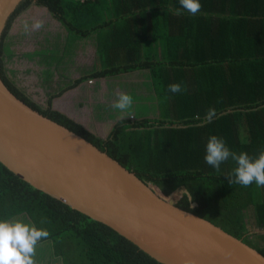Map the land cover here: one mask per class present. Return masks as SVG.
<instances>
[{"label": "trees", "instance_id": "16d2710c", "mask_svg": "<svg viewBox=\"0 0 264 264\" xmlns=\"http://www.w3.org/2000/svg\"><path fill=\"white\" fill-rule=\"evenodd\" d=\"M35 1L68 30L70 39L96 34L100 70L89 77L147 71L154 95L149 99L160 104L162 117L119 120L104 140L51 109L52 99L87 76L50 96L46 109L21 92L6 74L3 55L10 52L6 40L12 21L33 0L19 4L0 39V77L9 91L105 151L164 196L183 189L176 206L264 256V186L230 185L227 177L235 167L231 158L219 172L204 160L210 135L222 138L237 153L255 157L264 149V0H199L201 8L195 15L181 8L179 0ZM140 24L148 28L144 34H151L148 51L143 55L134 47L136 51L127 55L134 60L124 61L121 37L130 31L121 28ZM157 44L163 54L154 60L151 50ZM174 83L183 90L168 91ZM56 108L64 109L58 102ZM210 109L214 114L208 122ZM178 192L168 201H175ZM246 212L254 218L256 233L244 223ZM20 216L48 231L38 244L49 243L52 256L63 264H160L109 227L33 188L0 163V220ZM250 233L255 244L248 240Z\"/></svg>", "mask_w": 264, "mask_h": 264}, {"label": "water", "instance_id": "95a60500", "mask_svg": "<svg viewBox=\"0 0 264 264\" xmlns=\"http://www.w3.org/2000/svg\"><path fill=\"white\" fill-rule=\"evenodd\" d=\"M22 1L0 0V39ZM0 163L160 264H264L255 249L158 197L105 151L19 100L1 77Z\"/></svg>", "mask_w": 264, "mask_h": 264}, {"label": "rangeland", "instance_id": "374dc122", "mask_svg": "<svg viewBox=\"0 0 264 264\" xmlns=\"http://www.w3.org/2000/svg\"><path fill=\"white\" fill-rule=\"evenodd\" d=\"M34 20H42L44 26L39 30H33L29 34H25L23 29L24 22L27 21L31 24ZM13 28H15L16 31H12ZM46 29H48V31L45 34ZM61 30L62 28L57 20H55L53 15L49 13L46 8L32 3L15 17L7 33V37L12 36L13 38L11 40L10 52H6V56L3 55L6 74L21 92L43 109L47 108V99L50 96L57 95L61 91H64V89L74 84L76 80L93 72L95 68L96 71L100 70L98 64L94 62L93 59L91 62L89 61L90 63L82 62L79 59L77 63L74 62L80 50L78 47L69 50L64 49L63 44L66 40V33L62 35ZM33 35H35V37H32ZM45 37H48V41L45 40ZM10 38L11 37H9V40ZM56 43L61 46L60 49L59 46H54L53 48V45ZM48 45L54 49V53L50 51L51 54L45 56ZM41 48L42 50H40ZM132 81L134 87L136 83L140 82L139 76L135 75ZM86 84L87 86H93L95 81L88 79L78 84L74 88L65 91L60 97L55 98L54 103L58 102L62 105L67 103L69 105L70 102H73V107L76 108V110L79 109V107L85 105L89 101V99H87L89 93L83 94L82 90ZM149 92L153 95V91H148V93ZM103 93L107 95L105 91ZM137 93L140 94H135L134 92L131 94L129 93L133 97V105L130 109L123 111L125 114L133 112L139 117H145L149 114L151 119H154V116H157V119L162 117L159 114L152 115L155 113L153 110L154 107L149 106L148 110H146L147 106L145 102H143L144 98L147 99L145 96V89L142 88ZM100 97H102V99ZM113 104L114 101L106 100V97L96 93V97L93 99L92 104L89 107L86 105L87 112L82 111L85 112L83 116L91 118L88 122V126L85 125V128L93 132L96 136L104 139L115 123V119L111 115L122 112L112 108ZM110 118L111 121H109ZM74 122L77 123V121ZM92 122L95 124H92ZM149 185L153 188H157L152 183H149ZM158 191L160 190L158 189ZM176 192L173 194L176 195ZM183 193L184 191L179 194L177 193L176 200L174 201L175 203L178 202ZM15 219L27 223L21 216ZM253 222V216H251L249 212H246L244 223L251 233H256L257 231ZM251 233L248 240L252 244H255V236ZM39 246L42 248L44 244L41 243ZM41 248L36 247V254L34 257L36 263L44 261L47 263L51 261L52 264H62L59 258H53L49 246L43 249Z\"/></svg>", "mask_w": 264, "mask_h": 264}, {"label": "clouds", "instance_id": "9594fccd", "mask_svg": "<svg viewBox=\"0 0 264 264\" xmlns=\"http://www.w3.org/2000/svg\"><path fill=\"white\" fill-rule=\"evenodd\" d=\"M181 8L195 15L199 12L201 4L199 0H179ZM180 15V9L175 10ZM42 20H34L31 24L27 21L23 24L25 34L43 27ZM182 86L179 83L170 84L168 91L172 93L181 92ZM117 101L113 108L126 111L133 105V97L127 93H117ZM214 109L209 110L208 122ZM205 162L220 171L221 164L230 158L235 167L232 174L227 177L230 185L240 184L244 187L255 183L257 186H264V149L257 156H250L247 152H235L226 146L222 138L210 135L205 148ZM46 230L38 229L32 224L24 223L19 219L0 220V264H35L34 257L38 242L48 237Z\"/></svg>", "mask_w": 264, "mask_h": 264}, {"label": "crops", "instance_id": "0c3cea01", "mask_svg": "<svg viewBox=\"0 0 264 264\" xmlns=\"http://www.w3.org/2000/svg\"><path fill=\"white\" fill-rule=\"evenodd\" d=\"M57 22L59 23V25L62 28V30H61L62 35H64V33H66V35H65L66 40L64 41V44H63L64 49L69 50V49H73L74 47H76V48L78 47L79 50H80L78 55H77V57H76V61H74V62L77 63L78 62L77 60L79 59L82 62L90 63L91 60L93 59V61L96 62L98 64V66H99L100 57L96 53L97 52V50H96V34H94L93 36H91L90 38L85 39V40L78 39V40L74 41L73 39L69 38L70 36H69L68 30H66L60 24V22L58 20H57ZM142 26H144L145 28H143ZM138 27L139 28H135V27L133 28V27L124 26L123 28H121V29H124V31H126V30L130 31V34H129L128 37L126 35L121 37V40H122V42L124 44V51L121 53V55H122L124 61H132V60H134L133 57L127 56V55H131L133 53V51H136V49L134 47H138V49H140V53H143V55L148 51V50H146V48H148L147 45H146V42H148V40L150 41L152 39L151 38V34H144V33H146L145 31H147V29H148L146 25L140 24ZM12 31H16V29L13 28ZM47 31H48V29H46L45 34L47 33ZM131 31H133L134 33H132ZM9 37H11L10 40H9ZM32 37H35V35H33ZM12 38H13L12 36H8V39L6 40V43L10 44V46H11V43H12L11 42ZM143 39H144V41H143ZM45 40L48 41V37H45ZM60 41H62V40H60ZM133 42H139V44L133 45L134 44ZM10 46H9V50L8 51H10ZM54 46H56V47L59 46V49L61 47L58 43L54 44L53 48H54ZM53 48L50 45H48V48H46V51H45L46 52L45 56H47L48 54H51L50 51L52 53H54V51H53L54 49ZM84 48H85V50H84ZM152 48L153 49L151 50V52L154 55V57H153L154 60H158L159 58H161V56L163 54L162 45L161 44H157V46L156 45H152ZM40 50H42V48ZM139 57H141V55H139ZM139 60H140V58H139ZM118 61H121V59H118ZM90 66H91V64H90ZM99 69H100V66H99ZM95 71H96V68L94 69L93 72L88 73V75H86L88 77L81 82V83H83V82H85L88 79L89 80L92 79L93 81H95L94 85L90 84V85H93V86H87V84H86V86L82 88L83 94L84 93H86V94L89 93V97H87V99H89V101L85 105H82L81 107H79V109L76 110V108L73 107L74 103L70 102L69 105L67 103L64 104L63 105L64 109L62 110V109L56 108V103L57 102L54 103V99H55L54 98L51 101L52 109L57 111V112H59V113H61V114H63V115H65L66 117H68L72 121H77V124L81 125L84 129H86L85 125L88 126V122L90 121L91 118L83 116V114L85 112H82V111H86L87 112L86 105L89 107L92 104L93 99L96 97V93H99L100 95L106 97V100L108 99L109 101H114V103H115L117 101V95H116L117 93H127V94L130 93L131 94V93L134 92L135 94H140V93H137V92L140 91L143 88V89H145V93H146L145 96L147 97V99L146 98L143 99V102H145V104L147 106L146 110H148L149 106H151V107H154L153 110L155 112L152 115H156V114L161 115V108H160L161 106H160V104L158 103L157 106H155L156 102L155 101H151L149 99L150 97H153L154 95H152L150 92L148 93V91H153V90L151 89V87L149 85L148 72L147 71H143V72H128V73H122V74H119V75L102 77V78L89 77L91 75V73H94ZM135 75L139 76L140 82L136 83L135 86L133 87L132 79L135 77ZM83 77H85V76H83ZM104 91L107 93V95H104V93H103ZM64 93H65V91L62 94H64ZM112 95H113V97H112ZM100 98L102 99V97H100ZM139 99H141V98H139ZM47 101H48V99H47ZM111 116L115 119V123H117L119 120H122V119H130L131 121L134 122V121L142 119V118H150L149 114L146 115L145 117H139L138 115L134 114L133 112H130L129 114H125L124 112H119V113H116V114L111 115ZM97 117H98V115H97ZM154 118H157V116H154ZM109 121H111V118L109 119ZM115 123L113 124V126L115 125ZM92 124H95V123L92 122ZM111 129H110V131H111ZM86 130L88 131V129H86ZM110 131L108 132V134L110 133ZM90 133L94 134L93 132H90ZM108 134L105 136L104 140L107 138ZM101 139H103V138H101ZM48 244L49 243H44V246L42 248L39 246L40 244H37V248L43 249L46 246H48ZM53 258H56V257H53ZM59 259L61 260V262L63 264L62 259L61 258H59ZM35 264H52V262L50 261V262L46 263L44 261V262H41V263H39V262L36 263V261H35Z\"/></svg>", "mask_w": 264, "mask_h": 264}, {"label": "bare ground", "instance_id": "6f19581e", "mask_svg": "<svg viewBox=\"0 0 264 264\" xmlns=\"http://www.w3.org/2000/svg\"><path fill=\"white\" fill-rule=\"evenodd\" d=\"M152 190H153V192L158 196V197H160V198H162L163 200H165V201H168V198L171 196H169V197H166V196H164L163 194H162V192L160 193V191H158V189L157 188H153V187H150ZM183 190H179V192H178V194L180 193V192H182ZM173 194V193H172ZM170 202H174V201H170Z\"/></svg>", "mask_w": 264, "mask_h": 264}, {"label": "flooded vegetation", "instance_id": "af4514ba", "mask_svg": "<svg viewBox=\"0 0 264 264\" xmlns=\"http://www.w3.org/2000/svg\"><path fill=\"white\" fill-rule=\"evenodd\" d=\"M51 109H52V107H51ZM53 110V109H52Z\"/></svg>", "mask_w": 264, "mask_h": 264}]
</instances>
